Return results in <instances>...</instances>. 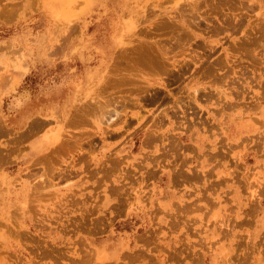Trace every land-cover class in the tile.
I'll use <instances>...</instances> for the list:
<instances>
[{"label":"rangeland","instance_id":"374dc122","mask_svg":"<svg viewBox=\"0 0 264 264\" xmlns=\"http://www.w3.org/2000/svg\"><path fill=\"white\" fill-rule=\"evenodd\" d=\"M0 264H264V0H0Z\"/></svg>","mask_w":264,"mask_h":264}]
</instances>
